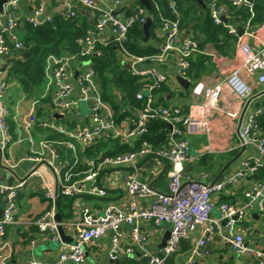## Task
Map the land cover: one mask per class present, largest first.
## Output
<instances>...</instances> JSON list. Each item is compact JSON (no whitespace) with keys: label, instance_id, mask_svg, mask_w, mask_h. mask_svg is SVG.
<instances>
[{"label":"built area","instance_id":"1","mask_svg":"<svg viewBox=\"0 0 264 264\" xmlns=\"http://www.w3.org/2000/svg\"><path fill=\"white\" fill-rule=\"evenodd\" d=\"M21 0H7L0 11V60L10 55L13 50L23 47V41L18 35V29L24 23L38 25L44 20H50V15L45 13V0H34L35 5L30 16L18 17L11 14ZM66 7L65 12L73 13L71 7L82 5L90 10L93 28L88 30L80 41V49L75 53L64 55L49 54L45 59L44 78L47 83H53L54 96L53 109L64 118L76 117L80 112V104L84 101L89 109L83 122L64 125L54 122L41 121L37 118V103L32 102L30 110L22 116L21 124L28 130L31 124L39 127H50L68 138L65 146L74 151L73 141L79 142L83 147L94 143L99 137L118 138L129 142L146 130L148 119L158 118L169 127L166 147L154 149L147 142L136 151L123 152L114 155H106L101 158H86V171L83 177L71 180L70 167L65 170L58 184L61 193L74 197L72 202V215L55 220L57 194L52 185L42 180L44 195L51 201L49 208L35 219L33 224L41 233H56L58 225L72 228L75 236L71 243L66 244L55 260L41 261L29 258L24 263L11 260L10 245L4 239L6 228L16 224L14 217L16 186L0 184V191L9 189L7 200L0 217V264H85L86 257L84 246L111 233L108 256L115 259L123 254L132 253L136 248L149 264H195L200 256L209 254L208 243L214 236L221 241L231 244L234 252L244 255L256 264H264V251L254 248L245 242V228L242 226L246 211L257 202V210L264 214V181H254L248 188H243L241 194L245 199L239 205L219 202L218 217H213L214 195L226 192L230 188H236L242 184L247 172L253 173L258 161L251 163L243 161L240 168L221 180L214 182H202L193 179L185 171V163L190 159V145L186 134L198 132L193 120L184 116L179 107H169L156 103L155 90L161 83H167L168 75L158 67L168 60L174 59L177 75L188 78L186 69L189 66V58L197 51L198 43L190 36H182L180 30V12L175 0H167L170 16H165L158 2L152 0L157 11L159 26L157 33L161 38L159 50L149 55H136L129 53L124 43L127 40V32L134 21L144 23L148 16L144 5L132 4L129 0H55ZM150 2V0H148ZM151 3V2H150ZM235 6L246 4L251 16L253 7L251 0H231ZM131 10V13H127ZM210 16L215 24L223 23L222 17L227 18V8L216 2L209 4ZM152 18V17H151ZM226 24V23H223ZM228 32L237 35L233 25L226 24ZM250 19L243 24L242 35H252ZM115 43L121 52V61L128 71L142 79V88L135 93L137 100L143 103L142 108L135 112V118L115 120L110 104L103 100L98 83L95 80V70L90 56H99L103 49ZM76 76L74 77V69ZM252 75L258 73L257 80L264 84V42L255 48H251L249 54L243 59L240 69L223 80L215 83L195 82L191 86V93L200 97V104L207 106L214 103L220 96L223 85L228 84L239 97H247L252 92L249 84L240 80V70ZM75 79V87L78 94L73 95L74 85L70 78ZM72 78V79H73ZM189 79V78H188ZM4 83L0 84V142L4 148L11 140L9 125L6 117L9 109L4 100H1ZM198 102V103H199ZM261 109H254L242 122L240 136L242 141L256 143L260 152L264 153V134L260 130L258 117ZM39 149L32 156L25 159L38 163L46 160L55 171H60L63 165L59 163V156L52 140H41ZM151 157L156 160H166L168 163L167 191L161 192L154 189L146 180L140 179L139 171L143 168L138 160ZM3 160L10 166L9 159L3 156ZM57 164V165H56ZM109 169L111 172H121L122 185L125 195L118 200H109L101 213H88L84 208L76 204V198L82 194L103 198L107 196V187L100 182V174ZM123 169V170H122ZM32 173H35L33 171ZM150 198V203L143 207L139 200ZM217 202V201H216ZM142 221H154L156 224L166 222L169 224V236L165 246L156 252L146 249V240L149 233H142L140 225ZM131 227L130 242L128 243L121 232V226ZM200 229V234L193 242L189 253L180 263H168V257H172L178 250L181 240L186 239L189 233ZM56 238H59L55 236ZM31 239L30 243L34 244ZM127 243V244H126Z\"/></svg>","mask_w":264,"mask_h":264},{"label":"crops","instance_id":"2","mask_svg":"<svg viewBox=\"0 0 264 264\" xmlns=\"http://www.w3.org/2000/svg\"><path fill=\"white\" fill-rule=\"evenodd\" d=\"M129 2L135 5L138 4L134 3L133 0H129ZM45 3V13L48 15H52L57 11L65 12L63 4L60 2L45 0ZM34 5V0H21L18 6L11 10V14L18 17L30 16ZM76 6L80 7L79 11L85 13L89 11L87 17L91 20L93 13L90 10H87L82 5ZM145 8L149 12V9ZM223 23L228 24V21H223ZM232 25L235 27L234 24ZM236 26V40L231 49H227V54H218L211 43H206L203 52L210 55L212 62L206 73L196 82L215 83L223 80L237 68L240 69L243 59L249 54L251 48H255L264 42V21L254 26L251 25L250 30L252 35H242L241 38L239 36L242 34L240 31L242 30L243 32V26ZM20 28L17 31L18 35L21 31ZM182 36H186V34L182 33ZM7 58L8 56L0 60V84L4 83L1 100L5 101L9 109V115L6 117V120L12 140L4 148H2L0 142V160L3 165L15 170L18 177L23 180L18 181L15 179L12 184L16 186L22 182L21 186L15 188L14 217L17 223L6 228L4 239L10 245L12 261L24 263L29 258L51 261L57 258L66 244L73 241L75 233L69 227H62L63 237L60 236L58 229L56 233H41L33 224L35 219L42 215L51 204V201L44 195L42 180H46L56 191V181L58 184V180L62 178L63 173L69 167V171L72 173L71 180L83 177L87 169L85 164L86 157L82 154L84 147L79 142L73 141L74 151L69 150L64 144L68 138L50 127H39L31 124L28 130H25L21 124V118L30 110L31 104L34 101L37 103V118L41 121L70 125L77 121L83 122L87 114L81 115L80 113L76 117L66 119L57 113L52 105L56 86L53 83L48 84L45 78L43 84L34 93H26L8 74L9 63ZM158 68L168 75V82L166 83L168 90L164 93L165 100H160L159 95H156L158 103L169 107H179L182 114L190 117L197 125L198 132L185 135L190 145V159L185 163V171L193 179L202 182L221 180L219 175H223V178H225L227 175L232 174L241 167L243 161H250L251 163L258 161L259 165L257 168L264 170V153L259 151L256 143H244L240 136L242 122L254 109H261L264 116V84L258 82V73L250 75L242 69L239 72L240 80L252 87V92L249 96L239 97L232 87L224 84L219 98L211 105L204 106L199 102L200 97L194 96L191 93V89H185L176 80L177 71L174 59L168 60ZM73 75L74 77L76 76L75 69ZM72 78H70V81L75 87V79ZM190 83L191 85L194 84L191 80ZM77 94L78 91L75 87L73 95L76 96ZM13 97H17L14 102ZM242 114V121L238 128L239 118ZM128 119L130 118L128 117L125 120ZM41 140L54 141V146L59 156L58 162L68 166L63 167L60 171H55L54 167L49 163V165L41 164L35 170V173H32L31 171L36 163L25 158L32 156L39 149L38 143ZM3 156L7 157L13 166L5 163ZM203 156H207L204 162H202ZM138 162L143 167L139 171L140 179L146 180L154 189L166 192L168 182L167 161L146 157L140 158ZM199 166L201 167L200 169L194 170V167ZM227 168H230V171L228 174H224L223 170ZM256 170L253 173L247 172L242 180V184L238 187L222 192L232 195L226 202L233 205L241 204L245 200L241 194L243 188L250 187L254 181H264V173L261 179L257 178L254 175ZM121 174V172L115 173L106 169L100 174L99 179L101 184L107 187V196L98 198L82 194L76 198V204L84 208L88 213H101L107 201L118 200L125 195ZM0 184L6 185L5 173H3L1 168ZM20 190L23 191V203L21 208L18 207L16 209V201ZM59 191L61 192V189L58 184L57 198ZM262 191L264 192V188ZM2 193L3 191H0V203L2 202L5 206L7 195L1 196ZM216 196L214 195L215 205L211 212L213 217H218L219 215L217 209L218 202H216L218 198ZM57 198L56 213H59ZM150 201V198H145L140 199L139 203L145 207ZM61 219H64V217L61 216ZM244 221L247 222V225L243 226L242 224L246 230L244 234L245 242L254 248L264 251V214L258 212L257 202L254 203L251 209L246 211ZM120 229L129 243L131 227L122 225ZM140 229L142 233H149L150 235L146 240V249L149 252H156L161 248L160 243L165 232L169 231V224L166 222L156 224L154 221H142ZM199 234L200 229L197 228L195 231L189 233L186 239L181 240L177 252L171 257L170 263H180L189 253L194 240ZM110 238L111 233L84 246L85 264H149L147 258L143 257L136 248H133L134 251L132 253H126L115 259H110L108 256ZM31 239L35 240L34 244L30 243ZM208 249L209 254L198 257L195 264H256L253 259L250 260L244 255L236 254L229 242L221 241L217 236H214L209 241ZM99 254L101 257L97 258Z\"/></svg>","mask_w":264,"mask_h":264},{"label":"trees","instance_id":"3","mask_svg":"<svg viewBox=\"0 0 264 264\" xmlns=\"http://www.w3.org/2000/svg\"><path fill=\"white\" fill-rule=\"evenodd\" d=\"M161 12L170 16L167 0H156ZM180 12V30L186 36H190L198 43L199 51L189 58V66L186 76L196 82L206 73L211 61L210 55L203 52L206 43H211L220 55L227 54L236 40V35L228 32L226 24H215L210 16L209 4L216 2L227 8L228 24L243 26L250 19L251 25L264 21V0H251L253 15L251 16L246 4L235 6L231 0H175ZM138 3V0H133ZM149 14L152 24L149 28V39L144 41L142 23L134 21L127 32V40L124 43L129 53L136 55H149L159 50L161 38L157 33L159 20L157 11L152 0H150ZM131 13V10H127ZM156 21L158 26L156 27ZM156 27V28H155ZM91 20L84 12L75 11L71 13L57 11L50 15V20H44L38 25L24 23L20 28V38L23 47L13 50L8 56V74L15 80L26 93H34L44 81L45 59L49 54L64 55L75 53L80 49V41L87 31L92 29ZM237 29V28H236ZM92 66L95 70V80L99 85L103 100L107 101L114 113L115 120L120 123L126 118L134 119L135 112L142 108L143 103L136 99L135 93L142 88V79L132 75L127 65L121 61V52L115 43L103 49L99 56H90ZM168 90L166 83H161L155 90L160 100H165V92ZM157 98V97H156ZM156 103L158 100L156 99ZM129 120V119H128ZM258 123L264 134V116L259 115ZM169 127L158 118L148 119L146 130L132 141L124 142L118 138L99 137L91 145L84 147L82 154L86 158L106 155H114L123 152L136 151L147 142L154 149L164 148L167 144ZM207 156L202 157V162ZM264 170L257 168L254 175L262 178ZM232 196L221 193L217 202L227 201ZM74 197L62 194L59 191L57 198V209L59 214L67 218L72 215V202ZM184 240V239H183ZM185 245V244H184ZM144 262V260H143ZM167 262H171L168 257Z\"/></svg>","mask_w":264,"mask_h":264},{"label":"water","instance_id":"4","mask_svg":"<svg viewBox=\"0 0 264 264\" xmlns=\"http://www.w3.org/2000/svg\"><path fill=\"white\" fill-rule=\"evenodd\" d=\"M7 0H0V11H2V6L3 4L6 2ZM49 1V0H48ZM141 4H143L145 7H147L148 9H150V2L148 0H138ZM64 10H66V7H63ZM71 10L73 11H79L80 10V7H77V6H73L71 7ZM79 12H82V11H79ZM85 13V12H84ZM86 14L88 15L89 14V11L86 12ZM223 21H227V18L226 17H222ZM152 24V19L150 16L147 17V19L145 20L144 23H142V27H143V31H144V36H143V40L146 41L149 37V28ZM240 33H242V30L240 31ZM176 80L178 81V83L183 86L185 89H188L190 90L191 89V83H190V80L185 78V77H182V76H179L177 75L176 76ZM242 117H243V114L240 116L239 118V122H238V128L241 124V121H242ZM41 164H45V165H49L47 163L46 160H42L41 162H38L36 163V165L34 166V168L32 169L31 172L35 171ZM51 167V166H50ZM0 168L3 170V173H5V178H6V185L9 187V186H12L13 184V181L15 179H17L18 181H22L23 179L19 178L18 175L16 174L15 170H13L12 168L8 167V166H5L1 163V160H0ZM52 168V167H51ZM197 168H201L200 166L199 167H194V170H196ZM230 171V168H227L225 170H223L224 174H228V172ZM221 174V173H220ZM219 178H223V175H219ZM214 181V180H213ZM212 181V182H213ZM58 191V184H57V181H56V192ZM9 192V189H6L5 191H3V193L1 194V196H5L7 195V193ZM3 203L1 202L0 203V215L2 213V209H3ZM55 220L57 222H60L61 221V216L59 215V213H56L55 214ZM58 229V232L60 234L61 237H63V229H62V226L61 225H58L57 227ZM169 236V231H166L163 238H162V241L160 243V247H163L165 246L166 244V240Z\"/></svg>","mask_w":264,"mask_h":264},{"label":"rangeland","instance_id":"5","mask_svg":"<svg viewBox=\"0 0 264 264\" xmlns=\"http://www.w3.org/2000/svg\"><path fill=\"white\" fill-rule=\"evenodd\" d=\"M158 26V22L156 21V27ZM155 27V28H156ZM16 98L17 97H13V102L16 100ZM80 112H81V115H86V114H88V112H89V109H88V106H87V104L84 102V101H82L81 102V104H80ZM69 153V152H68ZM71 153V152H70ZM23 201V191L22 190H20V192H19V197H18V199H17V207H16V209H18V207H22V202ZM217 215V214H216ZM244 225H247V222L246 221H244V223H243V226ZM101 256H100V254L97 256V258H100ZM93 259V258H92Z\"/></svg>","mask_w":264,"mask_h":264}]
</instances>
